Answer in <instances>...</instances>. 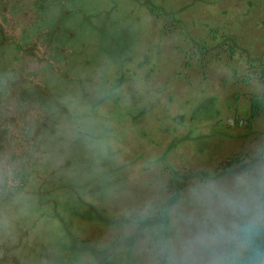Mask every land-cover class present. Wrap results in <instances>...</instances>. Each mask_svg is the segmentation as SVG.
<instances>
[{"label": "rangeland", "instance_id": "374dc122", "mask_svg": "<svg viewBox=\"0 0 264 264\" xmlns=\"http://www.w3.org/2000/svg\"><path fill=\"white\" fill-rule=\"evenodd\" d=\"M264 0H0V264H226L264 223Z\"/></svg>", "mask_w": 264, "mask_h": 264}, {"label": "trees", "instance_id": "16d2710c", "mask_svg": "<svg viewBox=\"0 0 264 264\" xmlns=\"http://www.w3.org/2000/svg\"><path fill=\"white\" fill-rule=\"evenodd\" d=\"M262 80L264 81V69ZM262 115H264V92L261 96L251 99L250 118L253 120ZM239 236L245 244V254L241 258L234 257L230 259L226 264H264V223L260 225H244Z\"/></svg>", "mask_w": 264, "mask_h": 264}]
</instances>
